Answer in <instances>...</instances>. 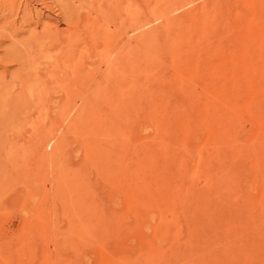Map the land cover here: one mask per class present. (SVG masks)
Here are the masks:
<instances>
[{"label":"rangeland","instance_id":"obj_1","mask_svg":"<svg viewBox=\"0 0 264 264\" xmlns=\"http://www.w3.org/2000/svg\"><path fill=\"white\" fill-rule=\"evenodd\" d=\"M52 1L53 0H47L46 2L50 6L54 4L53 13H49L48 11L44 12L53 17L57 14L56 12L59 11L56 7V5L58 6V0ZM85 1L87 0H71L70 6L75 9L78 5L80 8L78 7L75 10L79 11L82 15L87 12L84 16L90 15L89 17H91L97 13V8H99L98 5L107 4L106 1L104 2L103 0H94L93 2L95 3H93L92 0H90V2L88 0V4ZM144 1L136 0L137 7H133L134 9L141 7L139 9L141 11L138 10V13L137 9L135 12L133 11L134 19H137V22L136 20L133 21L136 23L139 22L138 24L140 26L136 27L137 24H133L134 27H132V25H130L133 32L131 30L128 31L130 28L128 24L125 25H128L129 28H125L126 26H124V29L121 28L120 24L117 28L115 26L116 22L120 20L118 17L119 14L122 15L120 17L123 19L124 13L127 12L128 14V9H126L124 13L121 11L122 14L119 12H116L117 14H111L109 12L113 16L111 17L112 20L108 19L109 13L107 9H105L101 12L103 15L101 14L98 17H100L102 22L100 25L105 24L106 26H99V31L97 30V32H95V29V31L92 30V33L91 30L86 32V34L84 33L83 36H80V40L85 42L87 39L86 42L89 41L88 43L90 44L93 41L94 43L91 44L92 47L97 39L98 41L95 45H99L101 42L108 40L106 44L102 43L106 45L104 47L108 46V49L106 48L107 50L104 49L103 46H98L100 49L102 47V49L105 50L106 55L105 58L102 57V59L106 61V56L109 57L113 54V50L120 48V45L121 47L122 45L124 46L123 43L125 42L126 47L129 45V47L132 46L135 50L148 49L156 52L171 49L170 51H175L176 47V51L191 50L199 35V20L202 18L214 19L217 18V16L218 18L224 17V24L215 26L214 28L217 32L221 30L220 33L223 34L222 38L225 36L226 31L232 33L234 36L244 34L250 19L246 8V0H166V2H164L165 0H149L151 8L153 7L152 10L154 11L155 8H157L153 13L154 15L152 13V15L150 14L152 11H148V6H150L146 4L148 0ZM154 3L160 5L156 4L157 6H155ZM37 6L38 9L41 8L40 5H36V8ZM93 6L97 9L95 10L96 12ZM160 7H162V9ZM163 7H166V10L163 9ZM145 8H147V10ZM164 10L168 12L165 13ZM90 13H93V15ZM146 14L151 17L146 16ZM126 15L125 18H127L125 21L127 23L131 21V19ZM137 15L139 16L136 18ZM59 18L60 17L57 19L60 21L61 18ZM140 18L142 20H140ZM145 18H149L150 20ZM146 20H148V22H144ZM109 21H112L111 25ZM133 21L131 22L135 23ZM144 23L149 24L147 25L148 27H151L150 24H153L151 27L153 29H149L147 32L146 30L148 27ZM193 24V28L196 27L197 29L194 28L192 30ZM195 24L198 25L195 26ZM58 28L60 30L66 28L65 23L60 21L58 23ZM135 28H137V30ZM138 28H141L142 31L141 29L138 30ZM104 30L112 31L107 35L104 33ZM113 30L117 34H115ZM144 30L147 33L144 32V34H142ZM130 31L132 34L134 33V35H132ZM136 31H141V34H139L140 36L145 35L142 36V40L141 37H136ZM98 32L100 34H98ZM126 32H128V35ZM118 33H123L121 34L123 36ZM174 33H177V35ZM89 34L95 35L97 39L92 35L90 37ZM130 34L131 36H129ZM109 35H111L112 39H106ZM124 35L129 37L128 40L132 38L130 40L133 41L128 42ZM88 36L91 41L90 39L88 40ZM133 36L137 39H133ZM169 36H171L170 39H175L174 36H176L179 40H168ZM102 37L104 41H102ZM116 37L117 39L120 37L119 39H121V42H117ZM176 40H178V42ZM183 40H186V42ZM193 40H195V42ZM112 41L117 42L116 44L119 46L117 47ZM133 42H135L137 46L134 45ZM155 43L158 45L155 46ZM110 44L112 46H110ZM164 44L165 47L163 48ZM189 44L191 45L189 46ZM166 45H172L173 47L168 46V48ZM115 47L117 48L115 49ZM194 48L196 47L194 46ZM111 49L112 52L110 51ZM108 51L111 53L107 55ZM226 51L227 50L215 53L208 58V63H206L205 69L203 70L205 74H207L206 70L209 67L222 62L228 57ZM94 58L95 63L92 64L91 67L100 66L101 70L104 69L105 67L103 66H105V61H101V65L99 64L101 60L100 57H95L93 55L91 59L94 60ZM153 60L156 66H158L159 62V69L160 71L162 70L161 74L164 76V81L158 83L160 90L174 98V93L177 89V83L173 80L175 69L171 65H168L169 63H164V58L160 56L154 55ZM192 80L193 79L187 82L191 92L202 95L204 88L201 82L196 79L193 80L196 82L191 85L193 83ZM59 86L61 87L62 85L59 84L58 87ZM195 86L197 87L195 88ZM58 89L61 90L59 91ZM57 90V98L54 99L56 101V112L54 114L55 126L51 131V141L48 138L50 137L48 133H45L47 136L43 137L42 141L40 139L35 140L33 139L34 137L31 138L30 135L27 136V134L24 133L25 135L14 136L15 139L10 138L8 146L3 148V150H5V156H3L5 157L4 163L6 164L4 165L7 169L6 175L8 185L7 196L5 194L6 205L4 206V218L1 219V222L5 224L7 234L6 240L8 242L5 260L2 262L3 264H264V195H261L264 194V169H262L264 168V162L262 165H257L259 163L258 160L261 161L264 157L259 155V153L264 155V144H262L264 140H261L262 138L264 139V131L262 130L260 132L255 123L249 120V117L243 120L244 128H241L240 131L233 134L236 138H234L235 142L229 143V141H223L221 138L219 139V135H212V132H208L202 117L203 111L200 107H196L193 111L194 115L190 124L191 132L184 136L177 128L176 122V125L174 123L170 124V126L173 125V127L170 128L169 126L166 132H161L164 143H166L168 147L164 149L157 146L160 132L157 130L158 126L156 123L151 121L144 113L135 114L130 121L127 122V128L124 133L128 144L132 147L131 150L134 149L137 151L155 144L161 149L160 152H162L164 156L166 155V157L168 155V157L160 170H156L143 178L141 175L135 176V179L138 180L137 190L136 193L132 194L130 197L127 191L129 187V183L127 184L128 181H124L127 186L123 181H121L122 183L120 182L121 184H112L111 179H108L111 178V176L108 173H104L101 164L97 165L98 163L90 157L88 149L90 147L89 141H91V139L93 140L94 136H91L89 133L88 135H90V137L86 136L87 134L84 135L87 132V130H85L87 129V123L85 124V121L87 119H95V114H93L94 116L92 114L86 116L77 113L76 110L79 108L78 105L80 104V100L76 99L77 97L75 95V99H73V97L70 99L72 100L70 107L64 108V110L61 105L64 100L62 97L64 94L63 87L57 88ZM172 90H174L173 93ZM197 90L198 93H195ZM262 90L263 93L264 89ZM245 100L246 98H244L242 102ZM262 100L264 101V95L262 96ZM219 102L216 103L217 105L215 104V110L216 112L218 111V114L224 112L232 113L229 107ZM58 106H60V108ZM72 108L76 110L73 111ZM60 112H65L66 116H62L63 114ZM67 112L70 114H67ZM77 118H79L80 122ZM81 122H84L83 124H85V126H83ZM11 131L15 132V130ZM212 136L216 137L214 138ZM259 136L262 138L259 139ZM20 139L22 141H20ZM39 140L41 142H39ZM95 140L96 139L93 141ZM257 143L261 144L257 146ZM178 146H180V148H177ZM237 146L240 147L238 148ZM245 146L250 147L249 150H247V148L245 149ZM236 148H241V153L238 154ZM174 150H176V153L172 158L170 155ZM255 150H258V155ZM254 154L259 157H254ZM209 157L210 159H208ZM236 157L239 160L241 159L240 162L239 160L237 161L239 165L236 163ZM202 158L206 161L204 162ZM255 158L257 161H255ZM200 161H202V164L208 163L211 168L210 174L207 175V177L200 173L202 172L198 168ZM147 162H149V160H147ZM11 163H13V165ZM234 163H236L238 169L235 167ZM239 168L242 173H240L241 171ZM228 170L231 171V174H229L230 172H228ZM232 172H236V174H232ZM238 172L240 173V179H238ZM259 173L261 175H259ZM102 174L110 176L106 177L107 181L105 176L103 178ZM260 177H262V179H259ZM235 178L238 181H236ZM227 181H229V183H234V181H236L237 183H232V185L229 184L231 185L229 186L226 183ZM123 183L127 188L122 186ZM204 191L205 194L203 195ZM225 191L226 193H224ZM217 193H220V195ZM230 197H232V199H230ZM196 202L200 203L199 206ZM201 206L207 209V211L211 210L209 212L210 214L208 213L209 219L203 218L207 217V212H204L205 209H202ZM94 209L98 212V215H101L100 217L104 220L106 219V222L109 221L108 226H99L98 228L99 224L98 221L96 223V220H98L99 217L91 215ZM96 211H94V213ZM199 211L201 212L199 213ZM88 213L92 216V219ZM212 214L214 218H212ZM236 215H238V219L235 218ZM226 217L228 220H226ZM241 218L242 220H240V222L243 221V224L245 223L246 226L242 225L241 227L242 222H238ZM251 219L255 222V225L258 223L256 227H260L259 229H256L255 226L252 229L253 226L251 223L253 221L250 223ZM244 220H246V222L249 221V224ZM199 221L200 226L197 224ZM237 222L240 224V228L242 229L240 230L242 232L237 228L239 227ZM201 223L203 225H201ZM247 224L251 226L252 232H257L256 235L253 233L255 236L251 238L248 236L249 239L245 237L251 232L249 230L250 226L248 228ZM224 226H230L229 230L227 228L228 233L224 230ZM254 229L256 230L254 231ZM236 231H238V234ZM247 231L249 233L246 234ZM231 232L238 236L242 233V237L245 234L243 240L247 238V241H243L241 235L239 237L236 235L235 237L232 236L233 234ZM230 235L233 241L235 240L234 238L238 237L234 242L236 246L237 244L239 245L238 248L236 247L237 249L232 246L233 241L230 240ZM228 240L232 243H229L230 247L226 250L225 247L227 246L223 245L224 243L226 245ZM248 240L252 242V244H250L251 246H248ZM242 242L245 245L242 244L244 248H251L252 245H254L253 250H255V248L258 249L257 252L259 257L254 255L258 257H256V260L252 255L253 253H257L251 251L252 248H248V250L250 251L249 253L253 252L251 253L252 255L250 254V257L252 256L254 260L250 257L246 259L249 254L247 256V253H245L248 251H246V248L244 249L242 247L244 251L240 248L241 246L239 243ZM231 246L233 248H231ZM229 248H231L230 251Z\"/></svg>","mask_w":264,"mask_h":264},{"label":"bare ground","instance_id":"obj_2","mask_svg":"<svg viewBox=\"0 0 264 264\" xmlns=\"http://www.w3.org/2000/svg\"><path fill=\"white\" fill-rule=\"evenodd\" d=\"M46 1L45 0H0V262L1 264H3L2 262L5 260L7 246H8V242L6 240L7 234H6L5 224L4 222H1V219L4 218V212H5V208H4V206L6 205L5 204L6 203L5 194L7 196V191H8L7 175H6L7 169L5 168V165H4L6 164L4 163L5 150H3V148H6V146H8V144L10 143L9 141L10 138L15 139L14 136L23 135L24 133L27 134V136L30 135L31 138L34 137L33 139L35 140L40 139L42 141V138L47 136L45 133L49 134L50 136L48 137L49 139L52 138L51 131L53 127L55 126V120H54L55 115L54 114L56 112L55 111L56 101L54 99L57 98V91L59 90V89L57 90V88L63 87V90H64L63 91L64 94L61 92L63 94L62 97L64 99L63 104H61L63 109L70 107V104L72 101L70 99L72 97L73 99L77 97L76 99L80 100V104L78 105L79 108H77L78 110L74 109L77 111V113L81 115H86V116L89 114H92V115L95 114V116L93 115L95 117V119L93 120L84 119L86 121L89 120L88 122L85 121V124L87 123L86 125L87 129L85 130H87V132L85 131L86 133L84 135L87 134L86 136L88 137H90L91 135V136H94L93 140L96 139L95 141L91 139V141H93L91 142L86 137V139L90 143V147L88 148L90 157L91 159L93 158V160L98 163V164L96 163L97 165L101 164V168L104 170V171L103 170L101 171H103L104 173H108L111 176V178H108V179L109 180L111 179L112 184L113 183L119 184L121 181L123 182L128 181L127 184L129 183L128 184L129 187L127 191L130 197L132 196V194L136 193V190H137L136 187L138 185V180L135 179L136 175L137 176L141 175L142 178L144 176H148L151 173L155 172L156 170H160V168L164 166L166 162L168 155L167 157L166 155L164 156L163 153L160 152L161 149L158 148V147H162L164 149L168 148L166 146V143H164V139H163V136H161V132H166L170 124L172 123L175 124V122L177 123V126H178L177 128L182 134H184V136L188 134L189 132H191L190 124L192 122L191 120L194 115L193 111L196 107H200L203 111V113L202 112L201 113H202L203 120L205 121V127L207 126L208 132L210 133L212 132L211 133L212 135L213 134L216 136L219 135L218 138L219 139L221 138L223 141L224 140L229 141V143L235 142L236 138L235 136H233V134L235 132L237 133L238 131H240L241 128H244L243 120L247 119V117H249V120L255 123L256 127L258 128L260 132L262 130L264 131V101L262 100V96L264 95V92L262 93L263 91L262 89H264V60H263L264 59V0H246V8L250 16V19L248 21L247 30L242 35L240 34L239 36H234L232 33H229L228 31H226L225 36L222 38L223 34L220 33L221 30L217 32V30H215L214 28L215 26H218V25L221 26L224 24V20H225V19L223 20L224 17L218 18L217 16V18H214V19L199 18L201 19L199 20L200 21L199 35L197 34L198 37L195 35L197 37L196 42L195 40H193L195 42L194 46L196 48H194L193 46V49L191 50H183V51L177 50L176 51L177 47L175 46L176 47V48L174 47L175 51H170L171 49H169V50H163V51L161 50V51L153 52L148 49H145V50L136 49L135 50L132 46L129 47V45H127L126 47L125 45L126 42L124 41L125 42L123 43L124 46L122 45L121 47L120 45V48L116 49L119 46L116 43L119 41L121 42V39H119L120 37L118 38L119 40L116 37L117 40L116 39L115 40L117 42L112 41L113 43H115V45H117V47H115L116 50H113V54H111L109 57L106 56V61L104 60L105 62L103 61L102 57L105 58L106 53L104 49H106L108 46L107 47H104V46H106L105 44H106V41L108 40H105V42H101V44L99 45H95L98 39L95 37V35L91 34L97 39V41L95 42L93 46V47L95 46L96 47L93 48L91 45L94 43L93 41L91 42V44L88 43L89 41L86 42L87 39L85 40V42L81 41L80 36H83L84 33L86 34V32H89L90 30H91V33H92V30L95 31V29H96L95 32H97L99 26H106L105 24L100 25V23L102 22L100 20V17H98L101 14L103 15V13L101 12L104 11L105 9H107L108 13L110 12L111 14L112 13L117 14L118 12L121 13V11H123L124 13L126 9H128L129 11L128 14L127 12L124 14L125 15L127 14L126 16H128V18H130L131 21L136 20L137 22V19H134L135 17L133 16L134 15L133 11L135 12L137 9V8L136 9L133 8V7H137L136 0H103L104 2L106 1L107 4L106 5L97 4L99 6V8H97L98 10L95 9L93 6L94 11L97 10V13H95V15H93V13L92 14L90 13L91 15H93L91 17H89L90 16L89 14H88L89 16H84L85 14H87V12L86 13L82 12L84 14L82 15L79 11L75 10L79 7L78 5H77V8L73 9L72 6H70L71 0H58L57 2L58 6L56 5V7L58 8L57 10L59 12H56L57 14H55V16L52 17L48 13L45 14L44 11L53 13L54 4L52 3L53 5L50 6L49 4H47ZM54 1L55 0H53L52 2ZM93 1L94 0H92V2ZM164 2H166V0ZM164 2H163V6H164ZM146 4L150 5L148 6L149 8L148 7L147 8L149 12L152 11L150 12V14L151 13L153 14L157 8H155V10L153 11L152 10L153 7L151 8V4L149 3V0H148V3L146 1ZM156 4L160 5L158 3ZM156 4L155 6H157ZM36 5H40L41 8L38 9V6L36 8ZM89 7H92V6H89ZM140 8L138 7L137 13ZM147 8L145 9L147 10ZM160 8L162 9V7ZM165 8L163 7V9ZM167 12L165 11V13ZM109 14H108V19L112 20L111 17L113 16L110 14V17H109ZM125 15H123L124 16L123 19L120 17L122 15L120 14L119 16L117 15L120 18V20L119 21L117 20L118 22H116L115 24L116 28L119 27V24L121 28L123 29H124V26H126L125 28L130 27L128 31L131 30L130 25L134 27L133 24H137L136 27H140L138 24L139 22L136 23L135 21H133L135 23H132L131 21H128L126 23L125 19L127 17L125 18ZM138 16L139 15H137L136 18ZM146 16H150V15L146 14ZM146 16H143V17H146ZM58 17H60L61 18V19L59 18L60 21H63L66 25V28H64L63 30H60L58 28V23L60 22L57 19ZM142 19L140 18V20ZM145 19H149V18H145ZM199 21H198V24H199ZM109 22H111L110 23L111 25L112 21H109ZM144 22H148V20ZM125 24H128L129 27L128 25H125ZM145 25L147 26L149 24L146 23ZM150 25L152 27L153 24H150ZM197 25L195 24V26ZM193 26L194 24L192 25V30L196 28V27L193 28ZM151 27H148V29L146 28L147 30L146 29L145 30L148 32L149 29H153ZM164 27H167V26H164ZM141 28H138V30ZM135 29L137 30V28ZM107 30L106 31L104 30V33L108 35L110 34L112 30L111 31H107ZM145 30L143 31L142 34H144ZM131 31L130 33L132 34L133 31L132 32ZM141 31L139 32L136 31L135 35L136 37H141V40H142L143 38L142 36H145V35L140 36L139 34H141ZM98 34L100 33L98 32ZM115 34H112V35H115ZM121 34L123 33H120L119 35ZM126 34L128 35V32H126ZM131 34L129 36H131ZM91 35L89 34L90 37ZM132 35H134V33ZM175 35H177V33ZM109 36L106 37V39L107 38L112 39L111 35ZM90 37L88 38V40L90 39ZM103 37H102V41H104ZM136 37L133 36V39L135 38L136 40L137 39ZM170 37L171 36L168 37V40H171V41H174L175 39L179 40V38H176V36H174L175 39L172 38L173 40L170 39ZM125 38H127L128 42L133 41V40H130L132 38L128 40L129 38L128 36L127 37L125 36ZM178 40L176 41L178 42ZM183 41L186 42V40H183ZM102 43H105V44L103 45ZM133 43L134 45H136L135 42ZM191 44H189V46ZM156 45L158 44L155 43V46ZM98 46H103L104 49H102V47L100 49ZM110 46L112 45L110 44ZM168 46H172V45H168ZM168 46L166 45V47ZM164 47H165V44L163 45V48ZM224 50H227L226 52L228 54V57L222 62H219L209 67L206 70L207 74H205L203 70L205 69L206 63H208V58L211 55L222 52ZM110 51L112 52V49ZM111 52L108 51L107 55ZM93 55L95 57H100L101 60L100 59H99L100 61L98 60L99 64H101L100 63L101 61L104 62L105 64V66H103L105 67L104 69L101 70L100 66L91 67V65L95 63V58L94 60L91 59ZM154 55L164 58V63L166 62L169 63L168 65H171L175 69V76L173 77V80L176 81L177 83V89H176V92L174 93V98L171 97L169 94L164 93V91L160 90L159 88L158 83H160L161 81H164V76L161 74L162 70L160 71L159 69L160 68L159 62H158L159 67L156 66L154 63V60H153ZM191 79L193 80L197 79L201 82L202 87L204 88V92L202 93V95L200 93H199L200 95H198V94H194L191 92L190 88L187 85L188 84L187 82H189V80ZM194 82L196 81H193L191 85H193ZM59 84H61L62 86L58 87ZM196 87L197 86H195V88ZM174 90H172V93L174 92ZM195 93H198V90ZM74 95L76 97H74ZM244 98H246V100L242 102ZM219 101L222 104H225L227 107H229L231 109L229 110L232 111V113H229V112L222 113L221 112L222 114H218V111L216 112L215 110V104ZM77 103H78V100H77ZM58 107L60 108V106ZM60 113L63 114L62 116H66L65 112L63 113L60 112ZM138 113L146 114L147 117L151 121L155 122L156 125L158 126L157 130L160 132L159 141H157L158 147L155 144H152V145H149L150 147L147 146L148 148H143L137 151H135L134 149L131 150L132 147L128 144L126 135L124 133H125V129L127 128L126 127L127 122L130 121V119L135 114H138ZM67 114H70V113L67 112ZM79 118H80V115H79ZM79 118L77 119L79 120ZM83 123L84 122H81V124ZM81 124H80V128H81ZM85 124H83V126H85ZM172 127L173 125L170 126V128ZM11 130H15V132H12ZM88 133L90 135H88ZM26 138H29V137H26ZM260 138L262 137L259 136V139ZM40 140L39 142H41ZM261 140H264V139L262 138ZM20 141L22 140L20 139ZM261 143L259 144L257 143L258 144L257 146H259ZM262 144H264V142ZM237 147L239 148L240 146H237ZM177 148H180V146H178ZM246 148L247 150H249L250 147L245 146V149ZM240 149H237L238 154L241 153ZM245 149H244V152H245ZM255 151L257 154L258 150H255ZM87 153H88V150H87ZM175 153H176V150H174L173 153L171 152L170 156H172L173 158L174 157L173 155ZM256 154H254L255 155L254 157L258 158L259 156L257 157L258 154L257 155ZM261 154L259 153V155L263 157L264 155H261ZM235 156H236V153H235ZM30 158H31V155H30ZM256 158H255V161H257ZM208 159H210V157ZM236 159H237L236 163H238L237 161L239 159L237 157ZM263 159L261 160L262 162L258 160L259 162L257 164L258 166L259 164L262 165V163L264 162ZM147 160H149V162H147ZM212 163H215V162H212ZM236 163L234 164H235V167L238 169ZM11 164L13 165V163ZM201 164H202V161H200L199 167H198L199 170L202 171L200 173L204 174L207 177V175L210 174L211 168L209 167L208 163H204L202 165ZM94 167H95V164H94ZM228 172H230L229 174H231L230 170H228ZM240 173H242V171ZM240 173L238 172L239 178L236 176L238 179L241 178L239 175ZM260 173L259 175H261ZM232 174H236V172L235 173L232 172ZM104 176L105 175H103V178ZM107 176L108 175L105 176V179ZM222 177L227 178L228 176H222ZM138 179L141 180L140 178ZM259 179H262V177H260ZM236 181L238 180L236 179ZM236 181H234V183ZM259 181H262V180H259ZM226 183L228 185L229 184L232 185L233 182L229 183V181H227ZM123 184L122 186L125 187L126 183L124 185ZM224 190H225V187H224ZM224 193H226V191ZM192 194H193V191H192ZM204 194H205V191L203 195ZM218 195H220V193ZM222 195L224 196V194ZM261 195H264V194H261ZM230 199H232V197H230ZM199 204L200 203H198V206ZM202 209H205V208L202 207ZM94 211L96 210L94 209ZM94 211L92 212L91 215L99 217L98 220H96V223L98 221V224H99L98 228L99 226H104V227L108 226L109 221L106 222L105 221L106 219L104 220L102 217H100L101 215H98L97 211L95 213ZM210 211H207V209H205L204 212H207V215H206L207 217H203L204 219L205 218L209 219L208 213ZM200 212L201 211H199V213ZM91 215L90 217L92 219ZM237 216L238 215H236L235 218H237ZM100 218L104 221H102ZM212 218H214V216ZM226 220H228L227 217H226ZM240 220H242V218L238 220L239 223L242 222L241 223V227H242V225L244 226L245 223L243 224V221L240 222ZM200 221L197 223L198 225ZM244 221L246 222V220ZM252 221L253 220L251 219L250 223ZM238 222L237 224H239ZM246 223L249 224V221ZM251 224L253 226L252 229L254 228V226L256 227L258 225V223L255 225L254 221ZM201 225L203 224L201 223ZM249 226L250 225H248V228ZM224 227H225L224 230H226V233H228L230 226L228 227L224 226ZM237 228H239V230L241 229L240 224H239V227ZM257 228L258 227H256V229ZM256 229H254V231ZM249 230L251 232L253 231L251 230V226ZM238 231H236L237 234H238ZM251 232L249 235H246V236L244 234L243 237L245 236L248 238V236H250L251 238L255 236L257 233L255 231V232H252V235H251ZM247 233L249 232L247 231L246 234ZM253 233H255V235ZM235 235L236 234H233L232 236L235 237ZM240 235L242 237V233L239 234V236ZM232 236L230 240H232ZM243 237H242V240H243ZM237 238H234V239L236 240ZM247 238L246 240H243V241H247ZM230 240H228V243H226V245L225 243L223 245V246H227L225 247L226 250H228L227 248L230 247L229 243H232L230 242ZM235 240L234 241L232 240L233 241L232 246L235 248L236 247L238 248L239 245L237 244L236 246V243H234ZM239 244L241 246L240 248L242 247L244 248L245 245L243 244V242ZM242 244L244 246H242ZM250 244H252V242L249 241L248 246H251ZM232 246L231 248H233ZM231 248H229V251ZM248 248L249 247L246 248V251L248 250ZM251 248H252L251 251H254L257 254H254L253 252H251L253 253L252 255L251 253H249L250 251L248 250L247 252H245L247 253V256L249 254L248 257L246 256L247 257L246 259L250 257V254L252 256L259 255L257 252L258 251L257 248L253 250L254 245H252ZM242 250H239V251H242ZM252 256L250 258H252ZM256 257L254 256L255 260H256Z\"/></svg>","mask_w":264,"mask_h":264}]
</instances>
